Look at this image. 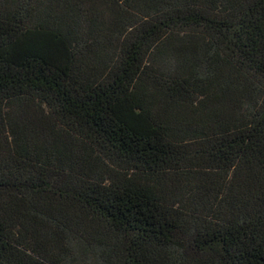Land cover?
Masks as SVG:
<instances>
[{
    "label": "trees",
    "instance_id": "16d2710c",
    "mask_svg": "<svg viewBox=\"0 0 264 264\" xmlns=\"http://www.w3.org/2000/svg\"><path fill=\"white\" fill-rule=\"evenodd\" d=\"M0 264H264V0H0Z\"/></svg>",
    "mask_w": 264,
    "mask_h": 264
}]
</instances>
